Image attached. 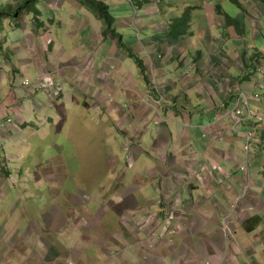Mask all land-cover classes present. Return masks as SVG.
Masks as SVG:
<instances>
[{"label": "crops", "instance_id": "obj_1", "mask_svg": "<svg viewBox=\"0 0 264 264\" xmlns=\"http://www.w3.org/2000/svg\"><path fill=\"white\" fill-rule=\"evenodd\" d=\"M46 1L47 6L58 9L71 4L73 15L68 20H49L50 23L42 20V27L35 20H21V27L11 18L5 20L9 35L4 32L3 43L7 44L0 45V191L5 183L3 177L13 178L9 162L16 167V160L26 164L34 161H29L35 147L33 137L41 129L47 131L46 121L52 124L50 115L63 101L47 100L43 104L42 90L37 86L25 87L24 80L33 78L40 86L41 79L54 73L58 80L73 86L71 96L82 97L84 107L97 110L98 120H114L116 132L133 138L139 147L152 148L154 163L144 164V169L151 178L149 185L161 197L138 200V177L118 180L126 183L125 192L106 197V201H118L119 197L121 202L112 208L106 206L110 215L118 217L119 226L111 220L108 226L114 232H108L105 219L109 214L103 206L87 220L79 215L69 223L68 217L77 216V208L84 205L80 201L85 192L75 190L76 195L73 190L63 189L62 195L58 188L62 186L60 177L44 176L36 183L34 177L21 172L20 192L35 196L33 193L39 190L46 208L42 216L38 215L43 226L33 224L22 235L20 229L9 234L0 228V264H29L30 260L32 264H73V260L77 264H100L97 257L105 264H264V48L257 47L258 40L264 38V24L259 20L264 4L260 0H242L244 11L249 13L250 20L246 22L250 31L245 20L238 19L243 27L237 28L218 10L205 13L198 9L189 33L174 38L169 35L171 24L181 19L188 7H198L194 0H143L139 6L146 13L137 20L151 33L138 42L128 43L123 31L132 28L136 20L130 15L132 0H115L128 3L129 8L121 7L128 14L115 16L116 28L124 43L140 57L143 70L140 65L128 66L130 55L120 47L121 39L105 36L106 24L97 21L96 15L93 18L97 20H88L89 12L81 1ZM19 2L12 0L11 4ZM131 5L135 8L133 2ZM63 28L72 29L65 40ZM12 37L18 40L7 48ZM72 47L76 50L70 52ZM96 54L103 58L101 65ZM120 89L126 91L130 115L124 114L120 106L125 103L118 98ZM240 94L259 98L250 99L249 107H242L241 122H237L239 117L233 111ZM149 96L154 107L148 106ZM45 112L49 116L41 117ZM163 113L182 120L185 128H179L175 137ZM149 127L155 128V135L145 140ZM127 128L129 133H125ZM250 132L255 135L249 148V174H245L240 167L247 159L246 134ZM23 152L26 157L21 155ZM160 152L168 154V163L162 164ZM143 185L147 184H140ZM165 189L172 190L170 201L181 216L177 222L181 225L180 234L168 246L164 244L170 235L163 234L160 220L151 222L152 231L146 224L144 231L139 230V222L147 216L164 215L158 202L163 200L161 193ZM52 194L56 198L61 195L60 204L67 207L68 213L55 205L49 207L55 201L51 200ZM19 196L22 201L25 195ZM100 209L103 216L99 215ZM123 218L126 220L122 221ZM43 227L54 231L78 230L90 248L80 253L44 244L41 253H27ZM88 233L96 236L90 239ZM152 240L156 242V251L149 252L146 248ZM103 244L107 252L100 253ZM15 249L23 260L9 256ZM145 253L150 257L145 258Z\"/></svg>", "mask_w": 264, "mask_h": 264}, {"label": "rangeland", "instance_id": "obj_2", "mask_svg": "<svg viewBox=\"0 0 264 264\" xmlns=\"http://www.w3.org/2000/svg\"><path fill=\"white\" fill-rule=\"evenodd\" d=\"M11 1L12 0H2L0 7L1 8L9 7ZM107 2L111 6L110 9L112 14L117 17L120 16L121 14H128V12L122 11L121 7L129 8L130 6L132 8V12L131 14L130 13L129 14L131 16L133 15L132 17H136L135 22H133L134 26L132 28H129L127 31H123L124 34L126 35L125 39L126 41H128V43L138 42L146 35H150L151 31L147 28L145 29L144 26H142L137 20L139 18L144 17L146 11L143 8L142 9L140 8L139 13H137L134 6L131 5L132 2L130 1H129V6L128 3H124V1L123 3H120V2H116L115 0H107ZM193 2L194 5L196 3V5L199 7V10L202 9L204 10L205 13L212 10L216 11L217 6L221 4L222 6H224V8L232 17L239 20H245V22L246 20H250L249 16H247V14L249 15V13L242 10L231 0H194ZM70 6L71 4H68L63 9L51 8L47 6L46 0H41L39 3V8L44 13L42 20H46L47 23H50L49 20H55V19L68 20L73 15L72 7ZM261 6L264 9V6L263 5ZM86 9L87 12H89V15H87V18H89L88 20L91 19L97 20L94 19L95 18L94 16L96 14L93 13L89 8L86 7ZM197 10L198 9H196L194 12H196ZM76 14H78L77 11ZM97 18H98L97 21L103 20L98 16ZM22 20H25L24 23H26L27 20L29 23L32 22L31 20H35L36 22L35 14L26 11L22 16ZM259 20H261L262 21L261 23L264 24V12H262V18ZM47 23L45 24L49 25ZM60 24L58 27H61ZM97 24H99V22H97ZM246 24L250 31L251 30L250 24L248 22H246ZM231 28L233 29V27ZM66 29L67 28H65L62 33V39L64 40H65L64 36L67 34V32L70 33L72 31V29H69V31H67L68 29L67 30ZM4 32L6 36L9 35L6 31ZM4 32L1 36L2 41L4 39ZM45 37L47 40L50 39L49 36L45 35ZM19 38L21 39L22 37L20 36ZM113 38L114 36H112L110 39L112 40ZM17 40L18 38L16 37L10 38L9 45H7V48L11 46V43L14 44ZM66 43L70 47L69 42ZM6 44L7 43L4 42L2 45L4 46ZM119 45L122 48L120 41H119ZM129 47L131 48V46ZM257 47L264 48V38L258 40ZM13 49H15V45H13ZM122 49H124V51H127L128 54L130 55V61L127 62L128 66H132L133 68H135L136 66L139 67V61L141 60L140 57L138 56L137 58L136 57L137 55H135L133 51L132 53L134 55H132L128 50H126V48H122ZM74 50H76V48L74 47L69 48L70 52H73ZM95 56L96 58H98L99 65H101L103 62L102 61L103 58L101 57V55L98 56L96 54ZM249 62L251 63L252 61L250 60ZM141 70L139 72L140 74H141ZM28 79L31 82V86L29 88L32 87L34 88L36 86L40 87L39 84L38 85L35 84L36 81L35 79L26 78L25 80ZM56 79L58 80L57 76ZM58 81H59L58 83L65 86L64 94L62 97L51 100L48 97L47 93L45 91H42L43 93L41 95L42 96L41 99H44L42 100L43 104H45V102L47 103V100L50 102H54L58 100L61 101L62 99L63 101L62 103H60L59 106L56 107V109H54L55 110L53 113L54 115L52 116L50 115V117L53 118L52 124L48 125L49 122L46 121L45 124H47L46 125L47 131H43L41 129L40 134L37 136L35 133V137H33V143H35L34 145L35 147L29 154L30 155L29 161H31V159H33L34 161H31L28 164H26V163H22L21 160L20 161L16 160L17 161L15 163L16 167H13L14 163L12 164L11 162H9L10 172L13 174L12 175L13 178L11 180L9 178L6 179L5 176L3 177L5 179V183L3 184L0 191V203H1L0 228H3L4 231L6 230L9 234L14 230L16 231L17 229H20L22 235L24 234L26 228L34 227L33 224H35L38 227L43 226L42 223L38 221L39 220L38 215L40 214L42 216L46 208L44 204L41 203L39 190L33 193L35 196H28L23 191L20 192V190L23 189V185L20 181L21 175L23 173L30 175V177H34L36 183L41 182V179H44V176L52 175L54 177H60V179L62 180V186L58 187L57 185V187L59 188V191L62 192V195L65 194L63 192V189H65L66 192H72L73 190L72 192L73 194H76L75 190H78L79 192L80 191L85 192L82 194V198L80 201L84 205L77 208L78 210L76 209L77 216L71 215L68 217L70 224L79 215L81 216L82 219L87 220V216L90 217L92 213L96 214V212L101 206H103L104 212H108L109 214L110 210L107 206L110 205V208L115 207L116 202H118L119 204L121 201L119 197H116L118 201L115 200L106 201V197H114L116 195H121L122 193L125 192L126 183L124 181L123 182L118 181L121 179L131 178L132 176L138 177L140 181L135 182V184L137 185L139 184L140 187V191L135 195V198L138 200L139 199L142 200V198L144 197L153 200L161 197L151 188V185H149L151 178L146 173L147 169H144V164L145 166H147L149 163L150 164L154 163V160H152L151 157L152 148L150 146L139 147L133 138L128 139L126 135L122 133L119 134L118 132H116L112 124L114 123V120L113 121L111 119L105 121L98 120L99 115L97 113V110L84 107L83 106L84 102L82 97L78 95L71 96L74 90L72 85H70L68 82H63L60 80ZM117 94H119L118 98H120L121 102L124 101L126 103V104L125 103L120 104V106L124 109L123 113L126 115H130V107H127L128 102H126L128 100V98H126V91L124 89H120L117 92ZM65 95L66 97L63 99ZM162 96H164V99L166 98V95L162 94ZM151 98L152 96H149L150 100L148 106L152 102L153 98L152 99ZM150 106L154 107L152 104ZM156 106H160V104H157ZM48 114H49L48 112H45L44 114L41 115V117L46 118L49 116ZM159 119L161 120V117ZM163 119L167 122V125L173 132L174 137L179 128L182 129L185 128L184 126H182L181 123L182 120L173 117L171 114L163 113ZM137 127H140V124H137ZM150 127L148 128L149 133L145 135V140L146 137L152 138L155 135V130H154L155 128H150ZM125 133H129L128 128L126 129ZM135 139L137 138L135 137ZM13 143L14 142H12L11 144ZM8 150L10 151L12 149L8 148ZM138 151L140 152V154ZM21 155L26 157L27 153L23 152L21 153ZM136 155L139 156L137 157ZM136 157H137V162L135 165L134 163ZM159 158H161V161L163 160L162 161L163 165L165 163H168L169 156L166 152H160ZM167 173L168 171L165 172V175ZM65 184H68V186L64 187ZM140 184H147V185H143V187H141ZM22 193L25 196H22L23 199L21 201L19 195ZM161 194L163 195V200H160L161 202H158V204L160 205L162 204L161 206L164 210V215L162 216L159 213V215L154 214L147 216L146 218H144L139 222L140 223L139 230L141 232L144 231L145 228L144 225L146 224L150 231L151 222L155 219L160 220V223L164 229L163 234L170 235L169 236L170 239L168 241H165L164 244L165 246H168L170 243L173 244L175 242L174 240L175 237L180 234L179 229L181 228V225H179L177 222H178V218L181 216L177 215L178 211L176 210V206L174 202L170 201L172 196V190L165 189V192H162ZM60 197L61 195L56 198L55 195L52 194L51 200L54 199L55 201H53L52 205H49V207L55 205L58 208H60V210L63 213H68L69 210H67V207L61 206L59 201ZM131 204L134 205V201L131 202ZM131 204L129 205L132 206ZM38 210H40L41 213L38 212ZM87 213L89 215H87ZM99 215L103 216V212L101 211V209L99 211ZM111 220L117 224L116 227L119 226L118 217L115 214L113 215L109 214L106 217L105 225L108 226ZM124 220H126V218L122 219V221ZM81 224H83V222H81ZM108 228H109L107 230L108 232H114L113 228L110 229V226H108ZM119 230L121 229H118L117 231ZM87 236H89L90 239H93L96 235L95 234L92 235L88 233ZM43 238H45V241L43 240ZM83 241L84 239L82 238L78 230H72L71 232L57 231V230L54 231L51 228L47 229L43 227L42 233H39L37 235L36 240L29 244L27 248L29 252L27 253L32 254L36 250L38 251V254L41 253L44 244L46 246L50 244L55 249L62 247L69 251L76 249L79 252L81 251L80 253L85 251L87 252L88 248H90V245L85 244ZM155 243H156L155 240H152L148 244V247L146 249L149 252L156 251ZM104 247H105L104 244L99 247L100 253L102 251L104 253L107 252L104 250ZM19 254L21 253L15 249L14 254H10L9 256L11 258H16V259L19 258L18 260H23ZM146 257H150V255L145 253V258ZM96 261L100 264H105V261L100 257H97ZM29 264H32V260H30ZM73 264H77V263L74 262L73 260Z\"/></svg>", "mask_w": 264, "mask_h": 264}, {"label": "trees", "instance_id": "obj_3", "mask_svg": "<svg viewBox=\"0 0 264 264\" xmlns=\"http://www.w3.org/2000/svg\"><path fill=\"white\" fill-rule=\"evenodd\" d=\"M39 1L40 0H21L17 4H10L7 8H1L0 7V45L3 47V41H2V34L6 29V23L5 20L11 18L12 21L15 23L17 27H21L22 25V16L26 11L35 14V19L39 27L43 26L42 21V10L39 8ZM81 3L89 8L93 13H95L98 17L102 18L105 21L106 29L104 31V35L109 36H115L119 37L121 39V35L119 34L117 28H116V17L112 14L110 6L103 0H79ZM234 4L239 6L242 10H245V4L242 2V0H231ZM264 4V0H260ZM2 0H0V6H1ZM196 9H199V7H189L187 8L186 12L184 13L183 17L181 19L175 20L171 24V29L169 32L170 36H173L174 38H180L181 36H184L189 33L192 27L193 22V14ZM217 10L222 15H225L228 22L232 25H235L237 28L243 27V24L238 19H235L232 17L229 13H227L224 10V6L219 4L217 6ZM120 43L122 45V48H126L132 55V49L124 43V41L121 39ZM247 61V60H246ZM248 67L251 66V63L248 61L246 63ZM140 67L144 70V66L142 61H139ZM250 65V66H249Z\"/></svg>", "mask_w": 264, "mask_h": 264}, {"label": "built area", "instance_id": "obj_4", "mask_svg": "<svg viewBox=\"0 0 264 264\" xmlns=\"http://www.w3.org/2000/svg\"><path fill=\"white\" fill-rule=\"evenodd\" d=\"M141 1H143V0H132V2L135 5V9H136L137 13H138V10L140 9L139 2H141ZM263 76H264V74H263ZM58 82L59 81L56 79L55 74L48 73L43 79L40 80L39 90L45 91L51 100L56 99V98H60L64 94L65 86L61 85ZM24 86L28 87V88L31 86V82L29 79L24 80ZM258 98H259L258 95H246V94H240L239 95L238 104L233 111L235 116L239 117L237 122H241L240 116H242V114H243L242 107L243 106L249 107L250 99H258ZM254 135L255 134L253 132L246 134L247 159H246L245 163L240 167V169L245 174H249V168H250L249 148H250V144H251V141H252Z\"/></svg>", "mask_w": 264, "mask_h": 264}]
</instances>
